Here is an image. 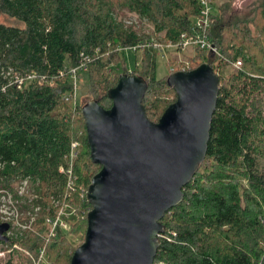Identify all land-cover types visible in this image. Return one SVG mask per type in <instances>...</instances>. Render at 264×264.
I'll return each instance as SVG.
<instances>
[{"label":"trees","instance_id":"obj_1","mask_svg":"<svg viewBox=\"0 0 264 264\" xmlns=\"http://www.w3.org/2000/svg\"><path fill=\"white\" fill-rule=\"evenodd\" d=\"M117 8L145 18L152 33L125 25ZM199 13V0H0V14L21 23H0V187L23 199L24 211L39 209L31 229L0 243H18L35 257L42 247L47 264H70L76 247L68 235L82 238L86 231L91 205L85 193L101 166L89 154L82 114L88 100L68 96L70 68L87 65L93 99L104 108L120 74L142 76L141 102L156 122L176 98L168 75L208 62L219 90L206 155L182 201L160 220L153 264H264V0L234 20L212 12L207 34L218 53L193 48L187 63L168 60L166 79L155 76L152 46L140 51L134 70L124 67L123 48L177 43ZM23 181L30 200L13 190ZM61 205L76 217L66 233L46 238L45 217Z\"/></svg>","mask_w":264,"mask_h":264},{"label":"water","instance_id":"obj_2","mask_svg":"<svg viewBox=\"0 0 264 264\" xmlns=\"http://www.w3.org/2000/svg\"><path fill=\"white\" fill-rule=\"evenodd\" d=\"M167 83L176 98L156 122L145 113L147 82L138 74L119 75L109 108L96 99L82 106L90 158L101 168L85 193L87 227L70 264H153L160 220L205 158L219 90L208 62L169 74ZM8 228L0 223V234Z\"/></svg>","mask_w":264,"mask_h":264},{"label":"rangeland","instance_id":"obj_3","mask_svg":"<svg viewBox=\"0 0 264 264\" xmlns=\"http://www.w3.org/2000/svg\"><path fill=\"white\" fill-rule=\"evenodd\" d=\"M261 1L263 0H215L214 3L212 4V12L216 16L221 17L224 20H230V19L234 20L240 17L243 13H245L250 6L260 3ZM116 12L119 16V19L122 20V22L125 25L133 26L134 28L139 27L141 28L140 30L145 31L147 34L152 33L151 27L149 23H147L145 18H141L137 14L132 13L125 8H117ZM0 23L21 25V23L17 22L15 19L5 14H0ZM193 54H194V49L191 47H188L183 50L175 49V47L174 48L163 47L157 49L155 55V76L157 78L164 77L166 79V76L169 74V70L167 68L168 60H172L175 62L184 61L185 63H187L188 56H191ZM140 57H141V53L139 50L138 51L129 50V49L124 50L123 61L126 70L128 71L134 70L138 66ZM262 64L264 65V60ZM228 68H229L228 70H231L233 67H228ZM93 97L94 96L93 93L90 91L89 81L87 78V71L86 72L81 71L80 76L78 75L77 77V92L75 99L77 100L78 103L84 104L87 100L93 99ZM13 190L16 191L17 195L21 196V198L28 197V199L30 200L31 197L33 196L32 195L33 193L30 192L28 183L24 181L15 184ZM16 199L18 198H15L13 191L9 190L8 192L6 188L0 187V220L7 218L13 224L11 230L12 236H15V233L18 235L20 231L23 232L26 229H31L33 223L36 220L37 215H39V209L37 207L35 208L34 211H30V210L24 211L20 206L21 203L23 202V199L22 200L19 199L16 200ZM53 203H55L54 204L55 206H59L58 201L54 200ZM60 211H62L60 218L62 217L63 220H65L67 227L60 230L56 236H58L61 233H66L71 223L70 220H73L76 217L75 210L69 209L68 205H61L58 208L55 216L58 215ZM46 217L44 221V224L46 226L44 230L46 238L54 237V236H49V223L47 222ZM84 234L82 238H81V234L72 235V236L68 235L73 247L74 246L77 247L83 242ZM41 248L42 247H40L39 249ZM38 250L35 257L31 253H29L27 249L23 248V246H19L18 243H13L12 245H9L7 243H0V251L4 252V256L1 257L3 259L0 260V264H34V261L38 256ZM26 258H31L33 263L28 260L26 261ZM47 262H48V256H47Z\"/></svg>","mask_w":264,"mask_h":264},{"label":"built area","instance_id":"obj_4","mask_svg":"<svg viewBox=\"0 0 264 264\" xmlns=\"http://www.w3.org/2000/svg\"><path fill=\"white\" fill-rule=\"evenodd\" d=\"M199 6H200L199 16L194 18L190 32L181 33L179 41L177 43L169 42L167 44H162L160 42L152 40L151 42H139L135 45L125 47L123 48V51L127 49L134 50V51H138V50L141 51L146 47L152 46L154 49H156V51L157 49H160L163 47H170V48L175 47V49H180V50L191 47V48L205 49L214 54L218 53L214 44L211 42L207 34V30L209 29L210 23H211L212 1L211 0H199ZM240 64H241L240 61H236L233 63L232 66L234 68H238ZM86 70H87V65L84 63H80L79 65L74 66L69 69V73L71 74V78H72L73 87H72V92L68 94V96H73L74 98H76L77 77L81 71L85 72ZM33 77L34 75L28 76V78H33ZM76 148H77V143L73 142L71 144V151H70L71 160L75 157ZM69 172H71L70 169H69ZM7 191L9 192V190ZM61 214H62V211H60L59 214L56 216L46 217V220L49 223V236H56L60 230L67 227L65 220H63L62 217L60 218ZM0 222L10 224L7 230V233H6V236H10L13 224L7 218L0 220ZM3 256H4V252L0 251V260L3 259L1 258ZM45 256H46L45 249L44 248L39 249L38 256L36 260L34 261V264H47L48 263L47 256L46 258Z\"/></svg>","mask_w":264,"mask_h":264},{"label":"flooded vegetation","instance_id":"obj_5","mask_svg":"<svg viewBox=\"0 0 264 264\" xmlns=\"http://www.w3.org/2000/svg\"><path fill=\"white\" fill-rule=\"evenodd\" d=\"M6 233H7V231L5 233L0 234V236H6ZM7 240H8V238H7ZM0 242H2V241H0Z\"/></svg>","mask_w":264,"mask_h":264}]
</instances>
